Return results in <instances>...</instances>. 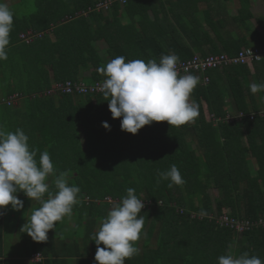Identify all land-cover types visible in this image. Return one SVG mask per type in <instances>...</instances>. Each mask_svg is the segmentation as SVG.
Masks as SVG:
<instances>
[{
	"label": "trees",
	"instance_id": "16d2710c",
	"mask_svg": "<svg viewBox=\"0 0 264 264\" xmlns=\"http://www.w3.org/2000/svg\"><path fill=\"white\" fill-rule=\"evenodd\" d=\"M106 1L36 0L39 8L32 13L45 18H41L42 24L31 26L40 27L42 36L33 38L31 34L32 39L27 41L20 35L21 40L18 32L12 33V37H15L14 51L7 52L6 60H0V72L1 69L2 74L4 70L15 72L17 66L22 73L24 70L25 78H29L32 74H45L43 72H47L51 65L56 83L49 85L41 82L38 91H33L26 81L18 85L21 77L25 79L21 76L16 82L20 88L18 92L22 94H18L17 101L25 97L41 100L40 93L52 89L57 83L76 82L80 80L78 73L82 70L90 65L98 68L101 62L92 44L94 37H90L86 30L87 17L99 16L121 5L135 7L137 2L145 0H125L123 3L111 0L107 7L97 9ZM239 1L242 11L235 20L243 23L252 17L250 0ZM28 18L30 20L31 14ZM71 22L76 24L77 31ZM27 24L30 25L29 22ZM209 26L214 36L209 37L208 32H202L208 49L201 50L203 39L194 36L190 46L184 45L186 54L179 56L180 60L189 59L197 52L201 57L221 53L235 56L244 47L263 45L259 32L249 23H243L240 27L247 30L248 36L240 31L236 38L230 34L222 37V28L212 21H209ZM144 38L135 45L133 60L146 62L155 59L159 62L162 55H168L159 40ZM154 46L158 49L155 50ZM8 60L10 69L4 65ZM256 63L233 64L209 70L207 83L203 82L201 73L192 72L200 77V83L191 94L192 100L199 105L196 120L181 126L154 121L139 129L135 135L121 130L122 118H112L107 101L110 98L103 94H68L57 90L46 95L48 99L52 98L51 104L57 102L63 106L54 108L53 119L44 117L48 120L47 126L38 130L43 141L39 148L42 150L58 145L61 149L66 140L70 146H74L73 153L76 155L70 154L71 160L67 163L61 160L60 163L67 167L69 185L80 188L79 203L73 206L72 211L76 235H72L71 247H77L82 240L87 255L82 257L77 253V264H88L90 255L94 258L97 246L90 239L112 207V204L102 200L103 190L110 189L114 197L119 194L124 197L129 187L135 189L140 199L148 200L150 204H145L140 213L145 217L143 234L136 242L140 252L126 259L125 264H218V257L222 255L239 256L245 252L264 260V227L240 234L209 219L210 215L217 217L226 209L229 210L227 214L236 219L255 220L264 216V169L259 166L253 173L247 163L243 164L246 162L243 156L248 152L247 147L241 150L238 147L242 134L249 136L252 144L257 143L253 137H260L258 148L262 144L264 147V116L259 114L257 93L253 94L249 89L253 82H264V61ZM94 74L86 77L85 84L101 81L95 80ZM7 98L3 102L14 103L12 97ZM35 112L37 116L43 115L41 111ZM240 113L244 115L238 118ZM31 118H28V123H23V131L27 129L26 126H32L34 121ZM102 122H107L110 130L103 128ZM77 132L84 134V145L77 140ZM86 151L89 154L83 159L77 158ZM258 157H264V153L255 154L260 163ZM51 159L54 167L59 169L57 175L66 172L55 166V163H60L55 161L54 156ZM173 164L178 167L185 183L169 188L170 180H160L158 173L169 170ZM49 191L55 193L57 189L50 185ZM47 243L43 245L45 243L40 242L39 253L34 254L39 259H33L32 255L33 262L57 264L61 258L74 255L73 252L57 253L54 246L51 252ZM100 247L104 246L101 244Z\"/></svg>",
	"mask_w": 264,
	"mask_h": 264
},
{
	"label": "clouds",
	"instance_id": "9594fccd",
	"mask_svg": "<svg viewBox=\"0 0 264 264\" xmlns=\"http://www.w3.org/2000/svg\"><path fill=\"white\" fill-rule=\"evenodd\" d=\"M14 15L9 4L0 0V60L8 58L7 46ZM179 62L176 54L162 55L159 62L155 59L126 62L124 56H116L97 69L106 77L100 91L110 98L107 101L112 118H122V131L135 135L154 121L181 126L196 120L199 105L190 96L200 83V77L191 73L180 75ZM249 89L253 94L264 92V82H253ZM102 127L110 130L107 122H102ZM28 140L22 129L6 131L0 124V208L11 205L14 210H20L23 201L16 195L20 190L29 199L38 201L40 206L33 210L21 232L34 241L44 242L48 240L49 230H55L56 222L72 215L73 206L79 203L80 188L69 185L68 172L56 174L47 150L40 152L37 160L38 149L30 147ZM158 175L160 180H170L169 188L185 183L175 164ZM49 176L54 177L55 194L49 191L46 183ZM45 193H48L47 199H44ZM143 208L144 200L132 187L112 204L90 239L97 246L96 264H125L126 259L139 254L136 242L143 234L145 217L140 215ZM101 244L104 247H100ZM218 264H264V260L245 252L239 256L222 255L218 257Z\"/></svg>",
	"mask_w": 264,
	"mask_h": 264
},
{
	"label": "crops",
	"instance_id": "0c3cea01",
	"mask_svg": "<svg viewBox=\"0 0 264 264\" xmlns=\"http://www.w3.org/2000/svg\"><path fill=\"white\" fill-rule=\"evenodd\" d=\"M249 3L251 7L252 0H250ZM203 7H206V10L208 12L211 10L212 13H214L213 10L215 7H240V1L145 0L137 2L135 4V7H124L123 5H121V7H115L113 9L110 8L108 11L101 13L99 16L93 15V17H87L86 23L88 27L86 30H88V33L91 34L90 37H94V41L92 44L95 49L94 51L96 52V55L99 56V61L101 62L98 68L106 65L111 59L115 58L116 56H124L126 62L133 60L135 45L143 37H145L144 39L146 40L152 39L151 41H154L155 39L159 40V42L162 43L164 51L167 54L184 56L186 54V51H184V49H186L184 48V45L190 46L192 44V38H194V36H200L202 39L204 38L203 33L197 28V26L195 27L192 24H189L186 17H188L189 13H193V15L195 16L196 10L201 11ZM206 10H204V12L207 14ZM257 13L261 14L264 13V11L258 10ZM257 13H255L254 16ZM41 18L44 19L45 17L31 15L29 21L30 25L23 29V31L20 30L17 33V36L20 38L21 34H32L33 38L39 36L41 38L43 32L40 30V27L31 26L42 24V22L40 21ZM69 19L71 20V18ZM254 22L255 23H251V25L253 27L257 26L259 28V30L257 31L263 36L261 41L263 42L262 46H264V26H261L256 21ZM71 23L77 31L76 24L73 22ZM205 26L206 24H202V28H204ZM233 26L237 27V24H234ZM242 26V22L238 23V28ZM237 33H240V31L238 30ZM237 33L235 31L232 32V37L236 38L237 35H240ZM13 34H16V31ZM208 35L209 37H212L214 36V33L211 32ZM11 38L12 33H10L9 39ZM51 39L54 40V36H52ZM200 48L203 51H206L208 49V43L204 39L202 41V45H200ZM154 49L157 50L158 47L156 49V46H154ZM197 53L199 54V52ZM263 61L264 59L258 61L256 64H260ZM4 65L6 66V64ZM15 68V72L10 73V70H4L3 73V75L8 77V82L4 87V92L2 93V96L0 98V103H3L2 105H0V124L4 126L6 131L15 132L17 128L23 130V123L25 121H27L28 123V118L32 117L31 119L34 121L33 123H31L32 126H39L37 129L39 130L40 127L47 126L46 123L48 119H45L44 117H48L50 118V120L53 119L52 114L55 113L54 108L63 106L57 102H53V105L51 104L52 98L48 99V96L43 94L44 92L46 93V91L49 89H44L45 91H43V93H40L42 97L41 100L25 97L24 99L18 101L14 99V103H11L12 105H8L7 103L3 102V100H7V97L9 96L13 97L15 94H20L18 92L20 90L18 85H20L21 83L23 84L25 81L27 82L26 85H29V87H31L33 91H38L37 88L40 86L41 82L49 85H54L56 83V81H54L55 71L53 70V66L49 65L48 71L43 72L45 74H32L29 78H25L24 70L22 73L17 66ZM98 68L90 65L88 69H84L81 72L79 71L80 73L78 74L80 76V80L76 82L86 83V77H91V75L94 73V76L97 78L95 80H105L106 77L97 71ZM0 76H2V69L0 72ZM21 76H23L25 79H22ZM19 77H21L20 81L18 82L19 84L16 85ZM260 93L264 95V92ZM33 95L34 93L31 95V97ZM258 97L259 96H256V102L260 108L259 114L261 116H264V106ZM36 110L37 112L41 111L43 115L37 116L35 112ZM240 114H242V116L244 115L243 113ZM245 115L248 114L245 113ZM35 134L39 136L38 131H36ZM240 139L242 142L241 145L238 146L240 148L239 150H241L242 147L243 149H245L246 147L248 149V152H245L246 155L243 156L246 159V162H244L243 164L247 163L248 166L252 169L253 173L258 170L259 166L264 169V157H258L260 163L255 158V154L260 152L264 153L263 144L258 148L260 137H253L255 141L257 140V143L254 142L253 144H255L258 149L254 147V145L250 142L251 138L246 134H242ZM45 150L48 151L50 157L54 156V159L64 157V153H62L64 151L62 149H60L59 147H52L39 150L37 152V160L39 159L40 152H43ZM57 167L62 168V170H65L67 172V167L63 165V162L58 164ZM56 171H59V169H56ZM46 183H48L49 186H55L54 177L49 176L46 180ZM52 193L55 194L54 192ZM16 195L21 201H23V207L20 210H14L11 205L0 208V264H48L47 261L33 262L31 257L35 253H39L37 252V249L38 246H40V242L34 241L30 236L27 235V233L21 232V227L30 218L33 210L38 208L40 204L34 199H30L29 201V198L27 196L20 195L19 191L16 193ZM47 198L48 195H44V199ZM71 216L72 217L68 218L69 223L66 225L67 228L70 227V230L73 229L74 226V214H72ZM60 231L56 232L54 231V229L49 230L48 240L44 241L45 244L43 245H47V242H49V251L51 252L53 251L52 247L54 246L57 253H74L73 257L70 256L61 258L59 260V263L57 264H77L76 259L78 254L82 257H86L87 255V252L84 249V242L81 240L79 241L77 247H71V245H73V236H63ZM89 258L90 261L88 264H96L94 258L91 255L89 256Z\"/></svg>",
	"mask_w": 264,
	"mask_h": 264
},
{
	"label": "rangeland",
	"instance_id": "374dc122",
	"mask_svg": "<svg viewBox=\"0 0 264 264\" xmlns=\"http://www.w3.org/2000/svg\"><path fill=\"white\" fill-rule=\"evenodd\" d=\"M4 2L9 4V6L13 9V11L15 13L14 16H16L15 19L13 20V28H12L10 33H14L15 31L17 33L20 30L23 31V29H25V28L21 29V27H26L29 25V24H27L30 21L28 18V17H30L29 14H31L32 12H35L36 9L39 8V7H37L38 4H37L36 0H4ZM251 4L252 5L249 8H250V12L252 13V17L249 20H247V19L244 20L243 23H245V25H246V23L254 24L255 23L254 21H256L261 26H264V13H261V14L257 13L258 10L264 11V1L263 0H261V1L260 0H252ZM204 10H206V7H203L201 11L196 10L195 16L193 15V13H189L188 17H186L189 24H192L195 27L197 26V28L201 32L206 31L208 33H211V32H213V30L209 26V21L212 20V23L218 24L222 28V31H223V33L221 32L222 37L223 36L227 37L228 34H230L232 36V32L235 31L237 33L238 30L241 31L242 34L246 33V36H248L246 29L244 30L243 28L242 29L240 27H239L240 29L238 28V23H240V21L235 20V18L238 16L239 12L242 11L241 7H215L213 10L214 13H212L211 10L209 12L206 10L207 14L204 12ZM255 13H257V14L254 16ZM31 15H33V14H31ZM202 24H206V26L204 28H202ZM234 24H237V27H234L233 26ZM254 27L256 30H259V28L257 26H254ZM46 33H49V32L46 31ZM21 36H22V34H21ZM258 36L263 37L262 34H260V33ZM14 40H15V37H12L10 39V43L7 46V52L12 53L14 51V47H15ZM9 63H10V61L8 60L7 64H6L7 69H10ZM7 82H8V77L2 74V76H0V98L2 96V93L4 92V87L6 86ZM257 96H259L258 98L260 99L261 103L264 106V95H262V93H258ZM190 99L192 100L191 96H190ZM2 104L3 103H0V105H2ZM82 114H80V115H82ZM26 127H27V129L24 130V132L29 137V140H28L29 146L34 147V148L38 149V151H39L40 150L39 147L42 146L41 144L43 142L41 140V137L37 136L35 134V132L38 131L37 129L39 126L34 127V126L30 125V126H26ZM83 136H84L83 133H80V132L76 133V137H79V139H80V140L79 139H77V140L80 141L82 143V145H84L83 142H85V138H83ZM73 144L75 145V142H73ZM52 147L58 148V145H51V147H48V148H52ZM73 148H74V146H70L68 144V142L66 140H64V142L62 143L61 149L64 151L62 153L66 154V156L56 158L55 161L61 162V160H64L67 163L69 160H71V156H69V155L70 154L72 156L75 155L73 153V151H74ZM81 149H85V148L81 147ZM88 154H89V152L86 151L84 153V155H82V157H77V158L83 159V156H86ZM55 166H58V164L55 163ZM211 193L215 194V191H213ZM19 194L26 196L22 190L19 191ZM110 197L111 198H117V200H113ZM122 197L123 196L120 194L118 196L114 197V192L110 189L109 190H103V193L101 195V198L104 201V203L107 202V203H110V205L113 204L114 202L119 201ZM111 202H113V203H111ZM146 202H148V200L144 201V203H146ZM158 203H160V201H158ZM228 211L229 210L226 209L224 213L227 214ZM70 217H72V216H70ZM70 217L66 216L62 221L57 222L56 228L54 231L59 232L60 228L62 227L60 232L63 236H70L71 237L72 235H74L75 234L74 229L70 230V227L69 228L66 227V225L69 223L68 218H70ZM74 218H75V216H74ZM147 223H148V221H147Z\"/></svg>",
	"mask_w": 264,
	"mask_h": 264
},
{
	"label": "built area",
	"instance_id": "2783aa9c",
	"mask_svg": "<svg viewBox=\"0 0 264 264\" xmlns=\"http://www.w3.org/2000/svg\"><path fill=\"white\" fill-rule=\"evenodd\" d=\"M121 3L125 2V0H119ZM111 0H107L104 4L98 5L97 9H100L102 6L107 7L111 4ZM22 38H25L27 41H30L32 36L31 34L22 35ZM264 59V46H254V47H246L239 50V52L235 56H230L226 53L221 54H211L204 57L199 56L198 54L193 55L191 58L186 60H180L177 65V69L181 74L187 73H201L202 80L204 83L208 82V76L206 75L209 70L222 68L228 65L233 64H249L253 62H258ZM187 70V71H186ZM104 81H97L93 84H85L82 82H71L66 81L64 83H57L52 89L46 91L45 95H49L54 91H61L63 93L68 94H103L100 91V86ZM18 94H15L12 98H18ZM10 104V102H7ZM242 114H239L238 118H241ZM252 118V117H251ZM150 204V202H146L145 204ZM210 220H214L216 224L221 227H229L233 229L236 233H244L251 231L252 229L264 227V216L259 217L255 220L249 219H236L234 217L229 216L226 213H223L217 217L213 215L209 216ZM33 259L38 260L39 256L34 255Z\"/></svg>",
	"mask_w": 264,
	"mask_h": 264
}]
</instances>
